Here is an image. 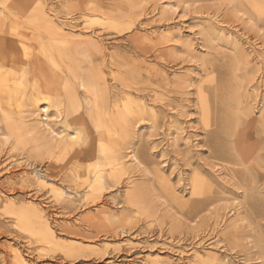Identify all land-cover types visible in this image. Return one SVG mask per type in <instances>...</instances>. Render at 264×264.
<instances>
[{
  "label": "rangeland",
  "instance_id": "374dc122",
  "mask_svg": "<svg viewBox=\"0 0 264 264\" xmlns=\"http://www.w3.org/2000/svg\"><path fill=\"white\" fill-rule=\"evenodd\" d=\"M1 23L11 52L26 38L29 84L56 90L43 96L60 106L61 114L49 110L53 129L72 137L64 113L78 108L88 143L49 176L40 144L30 134L10 139L5 123L10 114L37 127L43 101L28 102L31 86L20 107L3 98L0 258L10 261L14 245L32 264H264V0H0ZM85 82H95L94 93ZM218 143L232 159L217 154ZM101 148L124 172L115 182L106 167L100 199L88 203L93 175L84 172ZM195 180L208 201L192 213ZM21 208L40 211L53 243L10 214ZM70 248L75 256L65 259Z\"/></svg>",
  "mask_w": 264,
  "mask_h": 264
},
{
  "label": "bare ground",
  "instance_id": "6f19581e",
  "mask_svg": "<svg viewBox=\"0 0 264 264\" xmlns=\"http://www.w3.org/2000/svg\"><path fill=\"white\" fill-rule=\"evenodd\" d=\"M14 2H15V0H14ZM163 13H165V11ZM13 15H15V13ZM3 27H4V24L1 23L0 24V30ZM18 36H19L20 43L23 45L21 46V48L18 46H15L16 52L15 51L11 52L8 49L5 40L0 39V107H1V105H3V102H2L3 98L8 100V103H9L8 105H10V103L13 102L17 107H20L21 102L22 103L25 102V97L27 96V89L30 86L32 89V94H31V99L29 98L28 102H30L33 106H37L40 102L43 101L41 103L42 105H41L39 110L41 111V113H43L45 115V120H41L40 124L37 127H34L33 129H32V127H29V128L24 127L23 126L24 122L22 120H21L22 121L21 123L17 124L18 122L16 123L10 114L7 115L8 117H6L7 119H5L6 120L5 123H6V129L9 132V138L10 139L17 141L22 137L23 134H25V135L30 134L32 136L33 141L35 143L40 144L41 147L37 152L38 153L37 157L40 158L41 164L44 163L45 161H47L49 163L46 171H47L49 176L50 175L52 176L53 174H55V171L57 169H59L60 167H62V165L65 163V159L67 158L66 155L74 154V153L80 151L81 149H83V147L85 145H87L88 136L85 137L83 135L82 131H80L82 127L79 128L82 124H84L85 119H83L82 116L80 115L78 108L77 109L73 108L71 111L66 110L64 114H65V120L67 121L66 122L67 128L72 130V131H75L74 135H72V137H70V138L68 136L67 139H65V138L63 139L61 137V133H59L58 131L56 132V130L53 129L51 121L49 119V113H50L49 110L51 108H55L61 114L60 109H59L60 106L57 102H50L47 98L43 97L44 94H46L49 90L46 91V93H45L44 90H41L42 87L39 88L38 85H35V84L30 85L29 84V83H31V81L33 82V80H34L35 70L31 67V64L33 65V59H32V57H30V55H29L30 53L27 52L26 50H24L25 49L24 46L26 45L25 44L26 38L23 35H18ZM22 48H23V50H21ZM19 50H21V51H19ZM58 58H59V60L61 59L60 57H58ZM48 60H49L48 65H50L51 67H54L57 65L58 59L51 58ZM5 67H8L9 69H7V71H3V68H5ZM53 74H54L53 75L54 79H56V81L58 83H60V84L64 83L63 79L60 77L59 72H56L55 69L53 71ZM34 82H35V80H34ZM94 83L91 84L90 82H85L82 85H83V87L86 86L88 92L91 91L92 93H94L95 92V87L93 86ZM39 86H43V85H39ZM60 87H62V86H60ZM45 89L47 90V87ZM63 89H64L65 93L71 95L72 91L69 89V86L66 83L64 84ZM50 91L56 92V90H54L52 88ZM50 91H49V94H52ZM46 95H48V94H46ZM53 95L55 96V94H53ZM51 96H49V97H51ZM56 100H58V99H56ZM124 109L126 112L130 113L128 107L125 106ZM118 114H120V113H118ZM123 119H124V116L122 117L121 120H123ZM209 123H210V121H209ZM256 123H257V121L255 119H253L251 122V125H252L251 127L255 128ZM209 125H211V124H209ZM82 126L84 127V125H82ZM254 130H256V129H254ZM259 130H260V134L264 135V122L261 124V127ZM218 131H219V129H218ZM220 131H221V134L218 135V137H217L219 139L222 137L223 134H227V132H229V129H228L227 125H223V127ZM220 140L222 141V138ZM223 143L222 144L218 143L215 145L217 148L216 150L218 152L217 154H219L220 157L223 159H232L231 154H228L229 152H227V150L225 151L224 149H221V145H223ZM236 145H237V147H234V148L237 149V151L239 152L238 157H241L244 161L247 160V157L245 156V154L247 152H246V150H244L243 147H241L242 142L238 140ZM113 153L114 152H111L110 150H107L106 148H101V150H100L101 159L99 160V162L92 164L90 162L92 159L88 158V159H90V161H89L90 163H88V165L86 167V172H84V173L88 174V175H93V178L90 182H89V179H90L89 177H88L89 178L88 181H85L86 187L90 191V194L86 197V200H88V203L89 202L92 203V201L95 202V200L100 199L99 197L101 196V194H102V192L106 186V183H107L106 177L104 176V172H105L106 167H110L111 171L113 172L112 174L115 176V177H113V179H115L113 181H115V182H118V179H119L118 174L124 172V168H118L120 166L118 163L119 161L117 160V157ZM129 155H131L130 159H132V162H134V163L139 162L136 155L134 154V151H131ZM262 158H264V156ZM72 159L73 160L75 159L76 162L80 161V163H81V160H83V158L76 157V156H74ZM59 161L61 162L60 166L58 164H56V163H59ZM30 162L33 163V159ZM245 162H247V161H245ZM34 164H35V162H34ZM7 168H8V166L5 167V169H7ZM81 168L82 167H79V168L75 167V168H73V171H76L78 173L79 169H81ZM32 173H33V171H32ZM115 173H117V174H115ZM35 174L38 177L37 180H39L43 185L47 184L46 180L40 179L39 175L36 172H35ZM45 178L47 179L48 177H44V179ZM109 178H111V177L109 176ZM27 179L30 180L29 178H27ZM192 195L197 196V197H199V199L200 198L201 199L196 200V201L191 203V205L189 206L190 212H192V213L199 212L205 206H207L208 200L205 198L204 199L202 198L203 192H202L200 184L197 180L194 181ZM89 200H91V201H89ZM187 206H188V204L187 205L185 204L184 207L187 208ZM189 209H188V211H189ZM10 214L11 215L13 214L16 217L17 222L19 224L21 222H24V223L29 222L30 224H33L34 226L36 225L37 227H40L39 229H35L34 233L36 235L41 234L43 236V238H44L43 243L45 245L53 243L54 236L51 233V229L48 225H45L46 220L44 219V217L42 216V214L40 213V211L37 208H30L28 210H26L24 208L15 209V210L11 211ZM39 250H41V249H39ZM51 252H55V251H47V252L39 251V253H37V256H38V258H45L47 256H50ZM8 253H9L11 260L9 261V260H7V258L1 257L0 258L1 264H32L26 259V256H25L26 254L23 253V250L19 249L17 246H14V245L10 246ZM75 253H76L75 248H70V249H67L65 251L64 250L62 251V254L64 255L65 259L73 258L75 256Z\"/></svg>",
  "mask_w": 264,
  "mask_h": 264
}]
</instances>
